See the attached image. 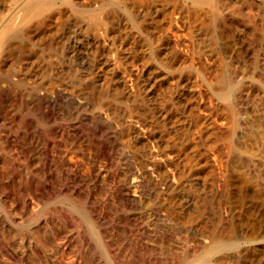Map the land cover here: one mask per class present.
<instances>
[{"label": "bare ground", "instance_id": "obj_1", "mask_svg": "<svg viewBox=\"0 0 264 264\" xmlns=\"http://www.w3.org/2000/svg\"><path fill=\"white\" fill-rule=\"evenodd\" d=\"M254 148L264 0H0V264H264Z\"/></svg>", "mask_w": 264, "mask_h": 264}, {"label": "rangeland", "instance_id": "obj_2", "mask_svg": "<svg viewBox=\"0 0 264 264\" xmlns=\"http://www.w3.org/2000/svg\"><path fill=\"white\" fill-rule=\"evenodd\" d=\"M251 151H253L252 152V155L250 154L249 155V158L252 160V161H255V162H258L259 161V163H262L263 165H264V151H262V150H258V149H253V150H251ZM253 154H254V156H253Z\"/></svg>", "mask_w": 264, "mask_h": 264}]
</instances>
